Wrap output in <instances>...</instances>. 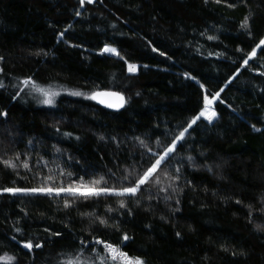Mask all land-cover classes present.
Returning <instances> with one entry per match:
<instances>
[{
	"label": "trees",
	"instance_id": "trees-1",
	"mask_svg": "<svg viewBox=\"0 0 264 264\" xmlns=\"http://www.w3.org/2000/svg\"><path fill=\"white\" fill-rule=\"evenodd\" d=\"M245 20L251 35L241 28ZM262 38L264 0H0V113H8L0 115V158H12L19 173L0 163V189L102 176L112 184L113 173H143L153 153L162 154L204 110L206 96L217 113L189 129L157 172L162 184L151 192L142 186L139 206L130 197L71 203L70 195H0V257H15L6 264H68L81 251L86 259L103 247L93 237L122 244L145 264H264V231L255 227L264 225V46L243 63ZM105 46L124 59L101 55ZM128 63L138 72L129 73ZM29 77L60 92L53 106L19 91ZM96 90L121 92L124 109L70 95ZM165 172L180 177L182 192L160 190L170 182ZM49 175L52 181L42 179ZM81 213L120 228L93 225ZM28 240L31 251L23 246Z\"/></svg>",
	"mask_w": 264,
	"mask_h": 264
},
{
	"label": "snow or ice",
	"instance_id": "snow-or-ice-1",
	"mask_svg": "<svg viewBox=\"0 0 264 264\" xmlns=\"http://www.w3.org/2000/svg\"><path fill=\"white\" fill-rule=\"evenodd\" d=\"M87 2L91 3L93 0H87ZM209 0H205V3H208ZM81 5L85 3V0H80ZM214 3L220 4L221 0H214ZM229 8L234 7V5L229 4ZM77 16L80 15L79 12L76 13ZM71 28V25L68 26ZM241 28L245 29L247 31V34L251 35L250 31V24L248 20H245L241 24ZM64 33L61 32L60 36L63 37ZM209 40L217 39L215 36H209ZM261 46H264V38L260 39L259 43L256 45V48H260ZM153 51H159L157 48H153ZM243 51V50H241ZM104 53H108L110 55H113L115 57H118L120 59H124V57L121 55V52L118 51L115 47L105 46L101 52V55ZM159 54L161 56H165L166 53L163 51H159ZM39 55V53H37ZM211 55V53L209 54ZM256 56V50L253 49V51L248 54V58L243 60V63L247 66L249 64V60ZM169 59H171L169 57ZM3 60V57H0V61ZM127 63V62H126ZM146 67V66H145ZM128 72L129 73H137L139 66L136 64L128 63L127 64ZM3 72V69L0 68V73ZM261 75H264V73H261ZM192 79H195V77H192ZM235 79V77H233ZM231 82V81H229ZM21 84L23 87H20V85H17L16 87L21 92H25L26 94L29 93H36L39 94V96H42L43 99L40 101V103L53 106L56 102V97L60 95V92L57 90H54L51 87H44L40 85L38 82L33 80L31 77L23 79L21 81ZM203 87V85H201ZM5 85L3 81H0V88H4ZM222 91V89H221ZM70 95L72 96H84L86 99L96 100L98 103L105 105L108 108H115V109H121L124 108L127 100L125 96L121 92L117 91H104V90H96L92 91L90 93H84L81 91H71ZM139 95V93H137ZM215 97L219 98V92L215 94ZM205 100L207 101L208 105H211L212 101L208 99V97H205ZM0 115H3L4 117H7L8 113L5 111L3 113H0ZM201 117H204L209 123H211L216 117L217 113L215 111H210L209 107H205L203 111L199 113V115L195 116L182 131L179 132L177 136L164 147V150L161 153H153V156L155 157L154 161L150 163V166H148L143 173H133L132 171L127 172L123 176H117L115 173L112 174L111 179L114 181L112 184H109L108 179L105 177H100L99 179H92L91 181H84V179L81 177L76 181H71L67 185L61 181L58 185L53 186L48 183H40L37 186L34 187H4L0 189V195H4L5 193L10 194L11 196H17V195H35V196H47V197H58L62 193H66L73 197V201L71 203H75L77 199H82L84 201H87L89 199L91 200H100L102 198H107L109 196H116L120 198L124 197H130L135 198V202L137 206L140 204L139 195L142 191V186H145L149 192H151V185L154 183L156 186H160L162 184L161 178L157 175L158 170L161 168L162 164H164L166 161H170L175 157V154L178 152V144H181L185 141V134L189 133V129L193 127L201 119ZM255 127V125H253ZM59 131V129H57ZM65 135L71 136V133H65ZM190 135V133H189ZM79 139V137H76ZM101 140L104 139V137H100ZM139 143L147 148L148 152H152V149L148 147L145 140L140 139ZM31 143V141L29 142ZM59 151V149H57ZM42 159V158H41ZM187 159L189 161H193L194 157L188 156ZM15 160H20V154H15ZM0 163H3L5 167L10 168L13 171H17V164L14 162L12 158L10 159H3L0 158ZM23 167L27 170H31L29 167V164L26 162H22ZM47 163V162H45ZM177 172L180 171L179 168L176 169ZM209 171H211V168L209 167ZM17 171V175H18ZM63 175V173H61ZM69 177H71L72 173L67 174ZM164 175L168 178L170 181L167 187L160 188L161 191L167 193L169 189H171V192L178 193L182 192L183 188L175 186V182H178L180 180L179 176L172 175L170 173L165 172ZM46 181H52V176H47L46 178H42ZM121 181H125L127 183H120ZM149 199H152V196L149 195ZM166 200H172L173 196L167 195L165 197ZM262 200H264V197H262ZM119 206L122 209H126L128 214H131L132 209L129 207L128 203L125 199H120ZM237 203H241V201L237 200ZM71 203L65 199L64 200V206L71 207ZM176 203H179V200H176ZM251 209V205L248 206ZM108 211L112 212L114 209L109 206ZM123 214V213H122ZM81 215H88L89 217H92V223L103 225L105 228H114L116 230H119L120 226L118 222L110 223L109 219L102 218L99 216H96L94 213H81ZM251 215V212H250ZM163 219V217H162ZM15 227L16 232L21 233L23 235V229L21 227H18L16 225H13ZM257 230L264 231V225L257 224L256 226ZM47 231V229L45 230ZM52 235L60 236V232L52 233ZM177 236H180V233H176ZM13 239H16V237H13ZM130 237L127 235V233H124L122 236L123 241H128ZM93 242L95 245H102V249L95 248L93 250L94 255L86 258L81 259L80 257L84 256V252L81 251L80 257H77L74 261L68 262V264H145L144 260L137 256V257H130L129 254L123 250L122 244H115L112 242H107L103 239H99L97 237H93ZM82 244H85V241H81ZM24 248L28 249L29 251L33 248V242L31 240H28L23 244ZM36 248H41L43 245L40 242H37L35 244ZM225 251H228V249L225 247ZM233 255L236 253L233 252ZM11 260H15V257L10 258Z\"/></svg>",
	"mask_w": 264,
	"mask_h": 264
},
{
	"label": "rangeland",
	"instance_id": "rangeland-1",
	"mask_svg": "<svg viewBox=\"0 0 264 264\" xmlns=\"http://www.w3.org/2000/svg\"><path fill=\"white\" fill-rule=\"evenodd\" d=\"M263 46H261L260 48H255L256 50V55L258 54V52L260 51V49L262 48ZM108 54V53H107ZM254 58V57H253ZM207 107H209V110L212 111V105H206ZM201 118H204V117H201ZM215 120V119H214ZM213 120V121H214ZM187 133L185 134V137H186ZM61 195H68L66 193H62ZM11 262V259L10 257H0V264H6V263H10Z\"/></svg>",
	"mask_w": 264,
	"mask_h": 264
},
{
	"label": "water",
	"instance_id": "water-1",
	"mask_svg": "<svg viewBox=\"0 0 264 264\" xmlns=\"http://www.w3.org/2000/svg\"><path fill=\"white\" fill-rule=\"evenodd\" d=\"M94 102H95L96 104H98L99 106H101V107H103V108H105V109H108V110H110V111L119 112V111H121V110L124 109V108H121V109L108 108V107H106L105 105H102V104L98 103L96 100H94Z\"/></svg>",
	"mask_w": 264,
	"mask_h": 264
}]
</instances>
